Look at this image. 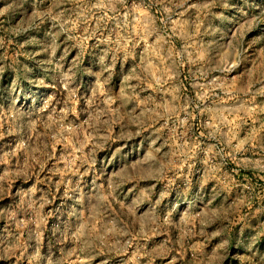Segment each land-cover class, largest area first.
Segmentation results:
<instances>
[{"label": "clouds", "instance_id": "9594fccd", "mask_svg": "<svg viewBox=\"0 0 264 264\" xmlns=\"http://www.w3.org/2000/svg\"><path fill=\"white\" fill-rule=\"evenodd\" d=\"M0 264H264V0H0Z\"/></svg>", "mask_w": 264, "mask_h": 264}]
</instances>
